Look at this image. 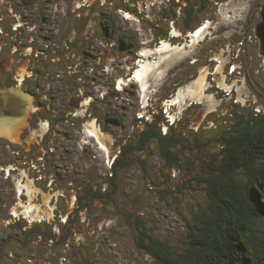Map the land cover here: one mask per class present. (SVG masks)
I'll return each mask as SVG.
<instances>
[{
    "label": "flooded vegetation",
    "instance_id": "obj_1",
    "mask_svg": "<svg viewBox=\"0 0 264 264\" xmlns=\"http://www.w3.org/2000/svg\"><path fill=\"white\" fill-rule=\"evenodd\" d=\"M123 1L0 2V90L22 96L27 109L0 112V249L25 246L34 235L44 248L88 237L86 229L96 221L83 220L81 210L89 212L100 201L103 215L111 213L105 205L112 200L102 201L100 194L125 193L123 183L149 177L153 161L169 168L161 177L170 179L176 166L192 164L190 158L204 160L186 153L190 143L199 152L221 142L222 157L206 152V166L222 172L264 149V110L243 86L240 64L253 68L255 62L261 69L254 34L261 8L248 24V48L240 29L245 0H165L151 28L142 24L154 16L145 13L151 0H140L143 13L139 0ZM58 7L67 9L61 16L76 21L62 22L59 41L52 34ZM244 49L251 60L234 53ZM205 80L208 88L199 92ZM197 93L204 106L220 100L204 116L211 117L204 127V121L195 125L188 107H178ZM240 93L249 99L238 98H244ZM226 99L239 103L238 112L228 114ZM207 126L206 138L193 136ZM41 252L29 248L27 256L40 258Z\"/></svg>",
    "mask_w": 264,
    "mask_h": 264
},
{
    "label": "rangeland",
    "instance_id": "obj_2",
    "mask_svg": "<svg viewBox=\"0 0 264 264\" xmlns=\"http://www.w3.org/2000/svg\"><path fill=\"white\" fill-rule=\"evenodd\" d=\"M2 1L3 0H0V2ZM139 1L137 6L139 8V11L142 12L143 7L141 8V6L144 4L143 2L141 3V1ZM189 1L194 3L199 2V0ZM123 2L125 3L127 1L125 0ZM59 3L61 4V1ZM164 3H166L165 0H151L149 6L150 10L147 6L145 13H153L154 16L157 13L160 14L165 8ZM198 4H196V6H198ZM85 7L86 6L82 4V6L78 8L84 9ZM263 7L264 0L244 1V11L241 12L242 17L240 20V22L243 21L242 27L240 29L244 30V42L242 44V47H245L247 44L249 45L248 48H251V46L253 47V43H251L252 40L250 37H248V26L250 25L249 22L251 21L252 15L254 14V16H257L259 9ZM59 10V7L55 10L57 14L54 15L52 20V23H55L56 25L58 24V28L53 27L52 29V34L54 37L53 39H57V41H59V37H57V35L59 34V32L63 31V28H61L62 22H67L71 25H74L76 23V21H74L72 17L65 19L64 16H61L63 13H67V9H64L63 7L61 9L62 11ZM58 12H60L61 14L59 15ZM154 16L149 19L148 23L142 22L143 26L146 28L153 27L158 21L157 16ZM251 23H253V21H251ZM90 28L91 26L89 25L87 26V28H84L86 33ZM54 42L56 44H59V42ZM246 49L242 51L237 50L234 53H240L244 56V61H249L251 60V53L249 54ZM236 56L238 57V55ZM240 61V64H242L241 66H245L244 70H241L243 72V76L241 77L244 82L243 86L245 85L248 89L250 88L249 94L252 95V100H255V103L257 104H260L262 106L261 110H264L263 64H261V69L259 71L257 69V66L255 65V62L253 68H250L248 67V64L244 65L241 59ZM24 68L25 66H20L17 68V70L23 72L22 69ZM206 81L207 80H205V84L202 83V85L200 86L199 92L203 91L205 87L208 88V85H206ZM251 89H254V92L251 91ZM240 94L244 98H242L240 95L238 96V98L244 100L249 99L247 94ZM196 95L191 99L193 102H191L190 100L185 102V100L182 99L181 101H179V104H176H178V107L179 105L188 107L189 111H187L190 113L194 112V116L192 118L196 120L195 125H200L204 121V118H206L204 117L205 115L208 116L211 115L212 112H214V109L216 108V105L220 103V100H213V103H208L204 106L205 103H202L201 93H197ZM224 95L227 96L228 92L225 91ZM237 104L239 103H236L234 101L231 102L227 99L225 102H223V105L229 111L228 114L231 110H235L238 112V108L235 106ZM241 108L244 109L249 107L241 106ZM261 113L264 116L263 111ZM197 115L199 116L197 117ZM210 118L211 117H208L201 124V126H206L207 121ZM184 119L186 120V118ZM185 120L182 119V126L187 125ZM229 122L230 120L228 121V123ZM195 125H192L191 127L194 128ZM199 131L193 136L198 137L201 134L204 138H206V136L210 134L209 131H211V129H209V126H207L205 127L204 131ZM229 135L230 134H228V136ZM190 151L191 153H198L201 157L204 158V160H193L192 158H190L189 160L192 161V165L188 166L181 164L180 166H176V177H171L170 179L161 177L162 173L167 172L169 168L161 166L153 161V163L149 164L147 167L149 177H142V179H138V175L132 176L123 183L125 193L113 194L116 202L115 208H113V205L111 204L107 206L105 205V207L111 212L106 216L103 215V208L101 207L100 201H95L94 205L91 206V210L89 212H86L87 210H85V212L81 210L80 215L84 216L82 217L83 220H85V217H92L96 221L95 226L91 228H87L86 223L83 222L84 227L87 228L86 230L88 233V237L79 235V237L74 239V242H68L69 244H52L47 248H44V245L42 244H35V242L38 241V237L36 238L35 236L38 235H34V237L36 238L35 241L32 242V240L34 239V237L32 236L29 243L27 242L25 246L21 244H19L18 246L8 244L1 247L0 264H32L34 262L35 264H157L156 261L147 258L146 255L136 247V232L131 227L132 220L131 217H129V214H133V216L144 220V222L147 223V230L154 237L165 240L168 244L176 247V249H180L183 247V243L186 241L185 237L188 233V228L186 225L187 222L191 221L192 216L195 213L204 214L207 213L208 209L205 190L206 185L195 180V177L203 178L210 177L216 174L215 171H212L214 167L206 166V152L214 154V156H216L217 159L220 160V158L222 157L221 152L223 151V144L221 142L214 141L212 142V145L211 143L207 144V146H205L199 152H196L193 147V143H190L187 145L186 153L188 154L190 153ZM154 183L159 185L164 183L162 184V186L165 185L164 187L166 191L164 193H158L156 191V185H153ZM175 186L176 191L174 190ZM69 194L70 193H67L68 196ZM70 204H72V202ZM70 204H68L69 210L72 208ZM46 216L49 217V214H46ZM97 216H102L101 219L103 217L106 218L105 222H102V220ZM27 231H19L21 232L19 233V235L22 237H28L29 232ZM29 248H33L35 250L36 248L38 250L42 249V252L40 254L43 253L44 255L40 258L35 259L32 257H28L27 254ZM25 255L28 258L25 257Z\"/></svg>",
    "mask_w": 264,
    "mask_h": 264
},
{
    "label": "trees",
    "instance_id": "obj_3",
    "mask_svg": "<svg viewBox=\"0 0 264 264\" xmlns=\"http://www.w3.org/2000/svg\"><path fill=\"white\" fill-rule=\"evenodd\" d=\"M212 171L216 174L195 177L206 185L208 209L187 222L182 248L154 237L144 220L129 214L136 247L147 258L157 264H264V149L223 172L221 167ZM162 184H155L158 193L166 191ZM113 194L100 196L115 206Z\"/></svg>",
    "mask_w": 264,
    "mask_h": 264
},
{
    "label": "water",
    "instance_id": "obj_4",
    "mask_svg": "<svg viewBox=\"0 0 264 264\" xmlns=\"http://www.w3.org/2000/svg\"><path fill=\"white\" fill-rule=\"evenodd\" d=\"M261 21L254 28V34L259 40V55L262 58V64L264 66V7L260 12ZM25 99L12 91L0 90V112L4 111H23L27 110L24 105Z\"/></svg>",
    "mask_w": 264,
    "mask_h": 264
},
{
    "label": "bare ground",
    "instance_id": "obj_5",
    "mask_svg": "<svg viewBox=\"0 0 264 264\" xmlns=\"http://www.w3.org/2000/svg\"><path fill=\"white\" fill-rule=\"evenodd\" d=\"M137 75H138V74H137ZM139 76H140V72H139ZM138 78H139V77H138ZM199 82H200V81H199ZM200 83H201V82H200ZM200 83H199V84H200ZM193 88H195V87H193Z\"/></svg>",
    "mask_w": 264,
    "mask_h": 264
}]
</instances>
